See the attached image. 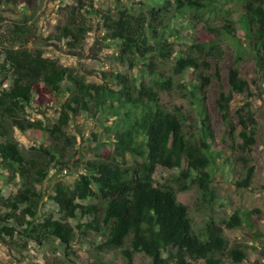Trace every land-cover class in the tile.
Wrapping results in <instances>:
<instances>
[{
	"label": "trees",
	"instance_id": "1",
	"mask_svg": "<svg viewBox=\"0 0 264 264\" xmlns=\"http://www.w3.org/2000/svg\"><path fill=\"white\" fill-rule=\"evenodd\" d=\"M3 1L0 0V5ZM216 1L173 0L172 6L168 2L163 6L156 2L137 15L117 3L114 17L109 12L102 13L105 30L102 40L117 45L121 63L139 66L143 62L147 66L131 77L102 72V80H110L111 87L86 82L75 68L44 58L42 49L33 46L35 34L25 15L22 22L13 21L10 26L3 25L0 15V168L11 179L24 178L22 190L8 197L0 196L1 243L18 238L23 241L24 249L27 240L39 242L45 236H52L68 244L77 230L83 234L89 229L105 233L103 242L96 247L98 252L121 250L127 264L132 263L135 253L145 255L149 264H187V259L197 258L204 264H224V257L232 264H240L246 258L248 247L237 244L228 247L222 230L241 227L249 212L234 210L219 221L209 218L201 238L192 230L187 208L176 198L178 192L195 187L203 202L213 201L211 173L218 154L215 156L210 150L212 134L203 107L204 78L198 77L200 86L188 91L196 108L193 114L198 122L196 136L185 130L186 116L179 108L168 112L160 106L159 93L171 90L172 77L154 68L156 62H163L172 54L171 45L162 36L172 21V11L177 14L184 9L211 11ZM75 2L67 22L56 28L55 40L65 42L69 49H76L83 40V33L75 29L76 16L93 12L91 3ZM243 2L239 28L244 38L252 42L255 62L261 68L264 66V0ZM223 28L229 38H235L237 30L231 20ZM200 50L214 58L221 53L218 43L212 40L201 43ZM196 61L193 56L180 55L174 59L172 69L176 75L188 74L197 67ZM38 84L49 93L67 95L53 123L27 117ZM228 85L231 91L243 92L248 88L235 67L229 70ZM216 102L222 110L228 97L221 92ZM247 107L236 114L241 140L236 145L240 152L237 160L245 167L243 176L235 182L237 188H249L254 171L249 165V154L255 145L254 120ZM86 113L92 117L106 113L112 118L111 127H104L113 136L111 153L86 161L71 187L64 183L53 187L50 200L57 214L68 215L75 225L51 216L39 222L37 214L42 197L37 187L43 184L52 165L62 167L60 160L74 144L67 135L69 123ZM28 130L47 134L51 145L31 148L34 154L22 150L14 131ZM166 166L177 171L171 181L175 189L154 184L155 171ZM126 184H131L127 194L123 191ZM95 199L102 201L103 206L79 203ZM84 218L87 221L80 222Z\"/></svg>",
	"mask_w": 264,
	"mask_h": 264
},
{
	"label": "rangeland",
	"instance_id": "2",
	"mask_svg": "<svg viewBox=\"0 0 264 264\" xmlns=\"http://www.w3.org/2000/svg\"><path fill=\"white\" fill-rule=\"evenodd\" d=\"M84 1L86 5H93V12L89 15L81 12L76 16L75 29L83 33L82 44L76 49H69L65 42L55 40L56 28L67 22L68 13L76 5L75 0H4L0 5V15L4 26H10L13 21L22 22L25 15L35 34L33 46L42 49L44 58L55 60L63 67L75 68L84 75L86 82L103 83L111 87L113 83L110 80H102V72H119L131 77L138 75L140 70H146L147 66L143 62H140L139 66L121 63L117 45L102 40L105 30L100 15L109 12L110 16L114 17L117 3L128 7L131 13L137 15L145 11L144 7L156 5V2H161L162 6L168 2L172 6L173 0ZM243 6V0H217L211 11L184 9L181 14L172 11V21L162 32L163 38L171 45L172 54L169 59L156 62L154 68L156 72L172 77L171 90L159 93L160 106L168 112L179 108L186 116L185 130L193 135L197 134L198 122L193 116L196 108L191 103L188 91L200 86L198 77L204 78L203 107L212 134L210 150L218 156L215 160L217 165L211 173V204L203 202L195 187L178 192L176 196L177 201L187 208L193 232L203 238L202 234L209 218L219 221L234 210L249 212V217L243 221L241 227L223 229L222 234L228 247L235 244L248 247L246 258L240 264H264V66L259 68L256 64L252 42L245 39L240 31L238 19ZM228 20L233 22L237 30L235 38H229L225 34L223 27ZM210 40L220 46V56L209 57L200 50L201 43H208ZM180 55L195 57L197 67L188 71V74L176 75L172 66L174 59ZM231 67H235L238 77L246 81L247 90H230L228 73ZM221 92L228 97V103L222 110L216 102ZM66 99L67 95L49 93L43 89L42 84H38L33 91L32 104L27 108V117L30 120L41 119L45 123H53L60 105ZM246 105L254 120L255 145L249 154V165L253 166L254 171L249 188H237L235 182L243 176L245 167L237 160L240 152L236 145L241 140L238 137L240 126L236 114ZM111 119L106 113L96 117L86 113L71 120L67 135L74 142L73 146L68 148L64 158L60 160L62 167L60 164L52 165L43 184L37 187L42 197L37 221L42 222L51 216L53 219L75 225V220L68 215L57 214V208L50 200L53 187L56 183L71 187L82 173L86 161H92L98 156L103 158L111 153L110 142L113 136L104 129L105 126L111 127ZM14 137L19 147L31 154H34L30 151L31 148L51 145L49 136L41 131H14ZM127 162L131 163L130 160ZM176 174L177 171H172L168 166L159 167L153 175L154 184L175 189L171 181ZM23 183L24 178L11 179L0 168V196L15 194L23 189ZM130 186L131 184L124 186L125 194L130 191ZM79 203L95 204L99 208L103 206V202L97 199ZM85 221L86 218L80 220ZM76 233L68 244H63L52 236H45L39 242L27 240L24 249L21 247L23 241L18 238L0 242V264H127L121 250L98 252L96 247L103 242L104 231L98 234L85 229L83 234L78 230ZM223 262L232 264L227 257H224ZM149 263L150 260L141 253L132 256L131 264ZM187 264L204 262L199 258L187 259Z\"/></svg>",
	"mask_w": 264,
	"mask_h": 264
}]
</instances>
